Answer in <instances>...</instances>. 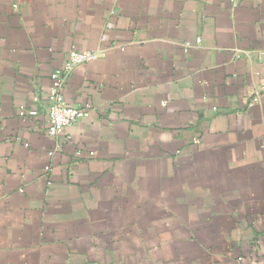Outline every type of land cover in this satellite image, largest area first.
<instances>
[{
	"label": "crops",
	"instance_id": "0c3cea01",
	"mask_svg": "<svg viewBox=\"0 0 264 264\" xmlns=\"http://www.w3.org/2000/svg\"><path fill=\"white\" fill-rule=\"evenodd\" d=\"M262 51L264 0H0V264H264Z\"/></svg>",
	"mask_w": 264,
	"mask_h": 264
},
{
	"label": "built area",
	"instance_id": "2783aa9c",
	"mask_svg": "<svg viewBox=\"0 0 264 264\" xmlns=\"http://www.w3.org/2000/svg\"><path fill=\"white\" fill-rule=\"evenodd\" d=\"M200 40L201 39L198 38V42H200ZM104 53L105 50L71 49L67 53L63 68L55 70L51 73V85L48 90V104L46 108L48 116L47 130L49 135H61L67 127L80 120L86 114L88 108L72 105L65 99L64 87L67 82L65 75L71 73L75 66L97 59L98 57L104 55ZM261 53L264 56V51ZM262 92V89H255L249 105H253L255 102L259 101ZM33 99L38 100V97L34 96ZM20 113L21 115L36 116L38 114V110L22 106Z\"/></svg>",
	"mask_w": 264,
	"mask_h": 264
}]
</instances>
